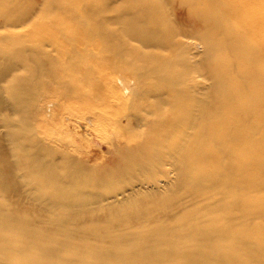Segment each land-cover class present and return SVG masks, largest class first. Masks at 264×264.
<instances>
[{
  "label": "bare ground",
  "instance_id": "6f19581e",
  "mask_svg": "<svg viewBox=\"0 0 264 264\" xmlns=\"http://www.w3.org/2000/svg\"><path fill=\"white\" fill-rule=\"evenodd\" d=\"M0 264H264V0H0Z\"/></svg>",
  "mask_w": 264,
  "mask_h": 264
},
{
  "label": "rangeland",
  "instance_id": "374dc122",
  "mask_svg": "<svg viewBox=\"0 0 264 264\" xmlns=\"http://www.w3.org/2000/svg\"><path fill=\"white\" fill-rule=\"evenodd\" d=\"M58 116L62 118L63 123H64V127L62 128L63 135L65 136V138L62 137V140H64V143L66 142L67 144L70 145V147H73L74 149L79 150L80 152L81 151L82 152L91 151V149H95L98 157L100 155H102L103 157H108L110 155V152L108 150L109 149V140L107 137H111L112 135H114L111 126L106 125V123L103 122V123H101L100 129L96 130L93 125L89 124L90 122L80 123L79 120H77V119H71L69 117H65L62 112H60L58 114ZM49 121H50V125H52L54 128L57 121L54 118H52L51 116L49 117ZM69 122H71V124ZM53 128L51 129V135L55 134L54 136H56L57 133L61 132V131H59L57 129L55 130V128L54 129ZM85 128H87V129H85ZM52 130L56 131L57 133L53 132ZM79 130H80V132H79ZM94 131H96V132H94ZM60 134H57L56 137H59ZM63 135H61V136H63ZM68 137L70 138V142H71V139L74 138L72 140V142H74L73 144H72V142L70 144ZM59 138H61V137H59ZM66 139H68V140L66 141ZM75 143H76V145H75ZM87 144L91 148L88 147ZM78 147H80V148H78Z\"/></svg>",
  "mask_w": 264,
  "mask_h": 264
}]
</instances>
